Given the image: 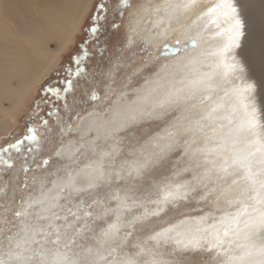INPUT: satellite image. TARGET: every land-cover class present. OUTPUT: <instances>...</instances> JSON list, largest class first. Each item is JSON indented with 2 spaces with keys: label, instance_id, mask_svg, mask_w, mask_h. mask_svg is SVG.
Returning a JSON list of instances; mask_svg holds the SVG:
<instances>
[{
  "label": "snow or ice",
  "instance_id": "snow-or-ice-1",
  "mask_svg": "<svg viewBox=\"0 0 264 264\" xmlns=\"http://www.w3.org/2000/svg\"><path fill=\"white\" fill-rule=\"evenodd\" d=\"M251 3L74 0L0 93V264H264Z\"/></svg>",
  "mask_w": 264,
  "mask_h": 264
},
{
  "label": "bare ground",
  "instance_id": "bare-ground-1",
  "mask_svg": "<svg viewBox=\"0 0 264 264\" xmlns=\"http://www.w3.org/2000/svg\"><path fill=\"white\" fill-rule=\"evenodd\" d=\"M73 4L74 0H8V7L0 8V93L5 77L17 81L22 95L33 76L42 72L47 76L58 65H45L47 40L51 39L56 47L64 39V33L57 25L71 16ZM252 5L257 10L251 23L252 33L256 34L262 24L261 0H252ZM256 66L261 72L259 61Z\"/></svg>",
  "mask_w": 264,
  "mask_h": 264
},
{
  "label": "rangeland",
  "instance_id": "rangeland-1",
  "mask_svg": "<svg viewBox=\"0 0 264 264\" xmlns=\"http://www.w3.org/2000/svg\"><path fill=\"white\" fill-rule=\"evenodd\" d=\"M251 6H253L252 5V3H251ZM249 7V10L251 9V11H249V17H250V22L252 23L253 22V20L255 19V16L257 15V10L255 9L256 7L255 6H253V7ZM256 10V11H255ZM252 25V24H251ZM261 27L258 29V33H252V30H251V39L252 40H254V41H256L255 42V44H256V47L259 49V43H260V39H261V35L260 34H262V24L260 25ZM258 43V44H257ZM55 44L54 43H52L50 46L52 47V48H55V46H54ZM258 49H257V51H258ZM70 54V51L69 52H67L66 54H65V56H64V58H63V62H66L67 61V57H68V55ZM258 58V57H257ZM257 61H258V59H257ZM164 62H166V61H164ZM256 68H257V66H256ZM255 68V73H256V76L257 77H259V75H260V71L258 72L257 70H258V68L256 69ZM259 68H260V66H259ZM60 69H61V63H58V65L50 72V73H48V75L47 76H45L41 81H40V83L42 84V83H44V82H46L47 80H49V79H51V78H53L54 76H55V74L57 73V72H59L60 71Z\"/></svg>",
  "mask_w": 264,
  "mask_h": 264
}]
</instances>
